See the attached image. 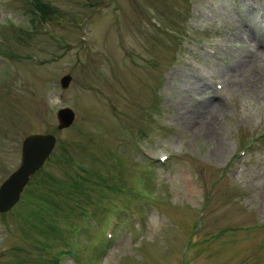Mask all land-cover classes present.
<instances>
[{"label":"rangeland","instance_id":"374dc122","mask_svg":"<svg viewBox=\"0 0 264 264\" xmlns=\"http://www.w3.org/2000/svg\"><path fill=\"white\" fill-rule=\"evenodd\" d=\"M34 1L0 0V184L56 145L0 264H264V0Z\"/></svg>","mask_w":264,"mask_h":264},{"label":"water","instance_id":"95a60500","mask_svg":"<svg viewBox=\"0 0 264 264\" xmlns=\"http://www.w3.org/2000/svg\"><path fill=\"white\" fill-rule=\"evenodd\" d=\"M71 77L60 79L62 87H67ZM74 113L70 108H61L57 112L58 127L71 124ZM55 136L49 133H34L26 136L21 146V161L0 184V213L10 210L20 199V195L30 177L42 166L55 145Z\"/></svg>","mask_w":264,"mask_h":264},{"label":"bare ground","instance_id":"6f19581e","mask_svg":"<svg viewBox=\"0 0 264 264\" xmlns=\"http://www.w3.org/2000/svg\"><path fill=\"white\" fill-rule=\"evenodd\" d=\"M247 58V57H246ZM261 58V57H260ZM259 58V59H260ZM245 63V62H244ZM202 84H201V86H200V89H202ZM201 91V90H200ZM198 92V91H197ZM203 93H206L207 94V90H206V87H203ZM201 98V97H200ZM213 100V99H212ZM203 101V105H205L207 102L209 103V107H210V111L212 110H214V109H216V105H217V102H214V103H212V101H210V96H206V97H204V99L202 100ZM206 109V108H205ZM221 109H222V107H221ZM207 110V109H206ZM203 112V111H202ZM205 112H207V111H205ZM211 113V112H210ZM204 115V114H203ZM203 117V116H202ZM205 117V116H204ZM214 117V116H213ZM198 118H200L199 116H198ZM197 118V119H198ZM206 118V117H205ZM212 118V117H211ZM195 119V118H194ZM210 119V118H209ZM198 121V120H197ZM195 122V121H194ZM204 123H205V121H204ZM200 124V123H199ZM202 124V123H201ZM196 125V124H195ZM205 127V126H204ZM207 128V127H206ZM195 129V128H194ZM198 130V129H197Z\"/></svg>","mask_w":264,"mask_h":264},{"label":"trees","instance_id":"16d2710c","mask_svg":"<svg viewBox=\"0 0 264 264\" xmlns=\"http://www.w3.org/2000/svg\"><path fill=\"white\" fill-rule=\"evenodd\" d=\"M40 3H41V2H40ZM40 3H39L38 0H35V1H34V6H35L37 9L41 10V13H44V14L47 15L48 12H50L51 10H50L48 7L44 6V5H41ZM45 7H46V8H45ZM103 240H104V242H105V241H106V238L104 237ZM56 263L59 264V261H57ZM56 263H55V264H56Z\"/></svg>","mask_w":264,"mask_h":264}]
</instances>
